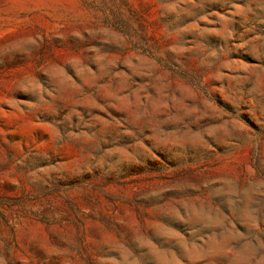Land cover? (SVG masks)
Instances as JSON below:
<instances>
[{
  "label": "rangeland",
  "instance_id": "rangeland-1",
  "mask_svg": "<svg viewBox=\"0 0 264 264\" xmlns=\"http://www.w3.org/2000/svg\"><path fill=\"white\" fill-rule=\"evenodd\" d=\"M0 264H264V0H0Z\"/></svg>",
  "mask_w": 264,
  "mask_h": 264
}]
</instances>
